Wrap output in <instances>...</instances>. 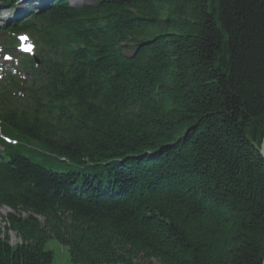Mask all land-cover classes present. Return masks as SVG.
I'll use <instances>...</instances> for the list:
<instances>
[{
  "label": "trees",
  "instance_id": "obj_1",
  "mask_svg": "<svg viewBox=\"0 0 264 264\" xmlns=\"http://www.w3.org/2000/svg\"><path fill=\"white\" fill-rule=\"evenodd\" d=\"M31 15L2 29L40 66L1 85L0 264H263L264 0Z\"/></svg>",
  "mask_w": 264,
  "mask_h": 264
},
{
  "label": "rangeland",
  "instance_id": "obj_2",
  "mask_svg": "<svg viewBox=\"0 0 264 264\" xmlns=\"http://www.w3.org/2000/svg\"><path fill=\"white\" fill-rule=\"evenodd\" d=\"M69 3H70V5H72L74 7H79V6L91 4L92 0H69ZM4 15H5V13H3V16ZM1 25H2V23L0 21V26ZM0 42H1V40H0ZM11 53L13 54V56L15 58L20 57L15 51H12ZM20 59H22V58L20 57ZM13 64L16 65L15 62L10 64V65H7V64H4V65H6V67L10 66V69H11V66ZM263 140H264V137H263ZM263 140H262V142H263ZM24 154L28 157L31 155V154H27V153H24ZM8 213H10V211L8 209H6V208L0 209V237H3L6 234V231L4 229L3 218L6 217V215ZM18 243H19V241L17 240L15 235L10 234V244L12 246H15ZM46 250H49L53 253V255H54V263L53 264H72L70 261L68 251L62 245H60L57 241H55V240L49 241L46 245ZM152 262L154 264H156V261H152ZM141 263H143V262H141ZM143 264H145V262ZM263 264H264V262H263Z\"/></svg>",
  "mask_w": 264,
  "mask_h": 264
},
{
  "label": "water",
  "instance_id": "obj_3",
  "mask_svg": "<svg viewBox=\"0 0 264 264\" xmlns=\"http://www.w3.org/2000/svg\"><path fill=\"white\" fill-rule=\"evenodd\" d=\"M258 152H259L260 156L262 157V159L264 160V140L262 142L261 147L258 148Z\"/></svg>",
  "mask_w": 264,
  "mask_h": 264
},
{
  "label": "snow or ice",
  "instance_id": "obj_4",
  "mask_svg": "<svg viewBox=\"0 0 264 264\" xmlns=\"http://www.w3.org/2000/svg\"><path fill=\"white\" fill-rule=\"evenodd\" d=\"M30 50V49H29Z\"/></svg>",
  "mask_w": 264,
  "mask_h": 264
}]
</instances>
